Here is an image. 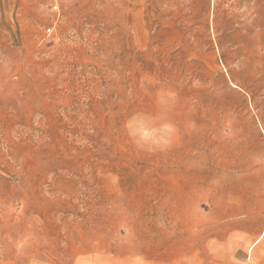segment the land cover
I'll return each mask as SVG.
<instances>
[{"label": "rangeland", "instance_id": "374dc122", "mask_svg": "<svg viewBox=\"0 0 264 264\" xmlns=\"http://www.w3.org/2000/svg\"><path fill=\"white\" fill-rule=\"evenodd\" d=\"M0 264H264V0H0Z\"/></svg>", "mask_w": 264, "mask_h": 264}]
</instances>
